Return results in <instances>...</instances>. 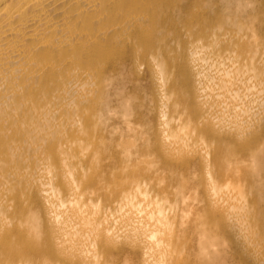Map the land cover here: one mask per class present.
<instances>
[{
  "label": "bare ground",
  "instance_id": "obj_1",
  "mask_svg": "<svg viewBox=\"0 0 264 264\" xmlns=\"http://www.w3.org/2000/svg\"><path fill=\"white\" fill-rule=\"evenodd\" d=\"M0 264H264V0H0Z\"/></svg>",
  "mask_w": 264,
  "mask_h": 264
}]
</instances>
